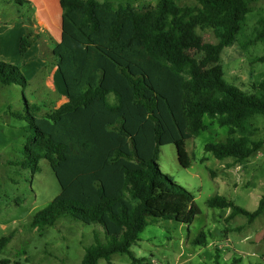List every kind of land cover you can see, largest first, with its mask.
Instances as JSON below:
<instances>
[{
	"label": "trees",
	"instance_id": "obj_1",
	"mask_svg": "<svg viewBox=\"0 0 264 264\" xmlns=\"http://www.w3.org/2000/svg\"><path fill=\"white\" fill-rule=\"evenodd\" d=\"M59 1L61 38L53 55L67 102L41 118L28 114L31 134L21 164L39 173V163L48 161L60 194L31 227H54L71 217L105 235L106 243L95 235L81 264H113L114 254L143 264L147 260L137 258L132 247L149 220L189 225L201 213L193 194L161 171V147L175 145L180 165L190 168L186 144L205 131V118L229 129L225 142L205 147L218 160L244 162L264 146V137L252 140L257 129L251 122L264 116V97L227 84L220 64L223 50L243 34L250 4L261 0H197V6L159 0L142 10H115L111 2L97 0ZM200 26L213 29L216 44L197 34ZM257 42L264 43V18L249 41ZM30 48L22 37L23 59ZM0 84L25 88L28 82L19 66L0 61ZM207 205L249 223L264 215V195L253 212L220 195ZM11 239L0 240V254ZM206 239L201 232L193 245H205Z\"/></svg>",
	"mask_w": 264,
	"mask_h": 264
},
{
	"label": "rangeland",
	"instance_id": "obj_2",
	"mask_svg": "<svg viewBox=\"0 0 264 264\" xmlns=\"http://www.w3.org/2000/svg\"><path fill=\"white\" fill-rule=\"evenodd\" d=\"M29 1L0 0V23H24V38L32 44L36 38V15ZM111 2L114 9L132 6L142 10L155 7L159 0H97ZM181 6H197V0H179ZM33 5V4H32ZM243 34L234 45L221 54L220 64L227 84L250 96L264 97V43H249L264 18V0L252 2ZM33 29V30H32ZM207 43L216 44L213 29L196 28ZM16 37V36H15ZM8 37L0 48V61L19 66L27 78V87L0 84V240L12 239L0 254V262L7 264H81L86 249L95 241V235L106 243L103 230L95 225H84L71 217L59 219L54 227L34 229V216L46 208L59 194L60 186L48 161L39 163L40 172L24 169V151L31 134L28 114L41 118L67 102L57 59L53 55L54 42H46L47 32L35 41L40 44L29 54L39 51L27 63L19 52V37ZM45 41V42H44ZM114 101V96H110ZM15 115L24 117L19 119ZM257 129L253 141L264 137V116L251 120ZM206 129L187 141L186 149L191 167L183 168L178 160L176 146L161 147V171L193 194L200 209L191 224L174 221L149 220L140 241L132 247L136 257L145 258L143 264H264V215L249 223L239 215L229 219L231 210L211 209L210 197L220 195L250 212L258 208L264 195V146L244 162L234 158L216 159L205 150L207 144L225 142L228 127H220L215 120L205 118ZM201 232L206 244L195 246L193 241ZM113 264H133L130 257L114 254ZM98 264H108L104 259Z\"/></svg>",
	"mask_w": 264,
	"mask_h": 264
},
{
	"label": "crops",
	"instance_id": "obj_3",
	"mask_svg": "<svg viewBox=\"0 0 264 264\" xmlns=\"http://www.w3.org/2000/svg\"><path fill=\"white\" fill-rule=\"evenodd\" d=\"M20 5L21 0H16ZM29 6L31 9L36 12L34 18V28L33 30L36 33V38L33 39L31 48L25 55V60L28 62L35 59L38 56L40 51V44L35 40L40 38L41 33L44 31L47 32V37H45L46 42L59 43L61 38V18H62V9L59 0H33L29 1ZM33 4V5H32ZM27 28V25L24 23L14 22L13 24H8L6 22L0 23V48L6 45L8 37H19V44L21 38L25 35L24 29ZM15 37V38H16ZM44 41V42H45ZM40 45V46H39ZM20 47V46H19ZM36 48H39V51L32 53V57L29 58V54L34 51Z\"/></svg>",
	"mask_w": 264,
	"mask_h": 264
}]
</instances>
